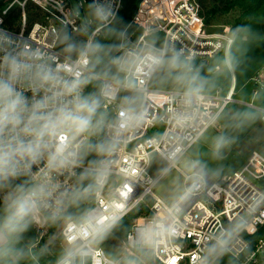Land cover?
<instances>
[{"label":"clouds","instance_id":"clouds-1","mask_svg":"<svg viewBox=\"0 0 264 264\" xmlns=\"http://www.w3.org/2000/svg\"><path fill=\"white\" fill-rule=\"evenodd\" d=\"M89 8L97 22L93 32L106 30L112 42L89 36L85 24L84 41L65 32L62 61L0 29V264H40L51 254L47 244L34 250L24 243L37 220L60 230V249L51 264H89L93 256L99 257L94 264H142L163 239L176 234L182 203L207 181L206 165L189 161L191 186L178 194L165 218L136 225L134 254L105 255L99 248L122 226L137 176L122 169V153L151 117L156 91L150 82L170 85V98L191 108L203 99L208 80L178 50L127 48L126 32L110 26L117 15L113 4L93 0ZM241 29L247 26L235 31ZM172 118L183 124L186 114L177 111ZM234 119L241 129L264 121V105ZM233 143L227 134L215 136L213 158L222 159ZM180 151L175 148L167 158L176 163ZM262 207L264 196L254 199L248 214L221 232L196 264H216L234 239L253 235L249 217ZM244 244L250 252L251 241Z\"/></svg>","mask_w":264,"mask_h":264},{"label":"built area","instance_id":"built-area-1","mask_svg":"<svg viewBox=\"0 0 264 264\" xmlns=\"http://www.w3.org/2000/svg\"><path fill=\"white\" fill-rule=\"evenodd\" d=\"M87 1L89 5L93 3V0ZM100 2L105 5L113 4L117 8V18L123 0ZM30 11L40 13L33 22L29 21ZM90 16L88 35L95 38L104 29L93 32V29H97V22L91 9ZM116 18H110V25ZM83 26L71 0H0V29L10 31L21 40H27L33 48L56 54L61 61L64 59L58 46L61 30L66 29L77 36L82 35ZM130 27H134V30L128 34ZM124 31L126 36L123 42L127 48L166 50L168 54L178 50L185 60H206L223 51L229 53L235 42L234 34L228 29L220 33L206 30L196 0H140ZM84 37V40L88 38ZM150 86L156 91L151 117L136 135L130 137L122 153V169L125 172L133 169L137 174L131 183L132 192L125 201L123 219L143 205L149 210V213H141L133 218V225L126 234L122 248L131 252L130 254L135 253L133 243L136 225L140 221L165 218L171 207L154 193V187L160 178L168 169L176 167L177 162L172 163L167 158L168 153L180 148V160L205 131L217 123L230 104L239 102L250 108L263 105L259 103L258 95L264 90V78L259 74L252 78L251 89L253 98L257 101L235 97V75L227 90L218 88L214 92H204L203 99L191 108H184L170 98L171 87H155L153 81ZM177 111L186 114L183 124H177L172 118V114ZM153 153L167 162V166L157 176L150 171ZM190 176L191 174L186 175L187 182ZM262 180L264 181V153L258 150L250 153L242 168L221 180H213L208 175L206 183L182 203L176 217L179 225L176 234L163 239L151 256L142 259V264H196L197 257L204 254L206 247L214 243L215 238L231 223L246 216L254 199L264 196ZM191 184L192 181L187 187ZM117 185L119 186V180ZM249 221L248 231L253 235L244 233L243 240L234 239L226 254L236 259L238 264H264V207L249 217ZM244 241H251L250 252L245 250ZM99 248L107 255L102 244ZM96 259L99 257L93 256L89 264H94ZM218 260L216 264H219Z\"/></svg>","mask_w":264,"mask_h":264},{"label":"rangeland","instance_id":"rangeland-1","mask_svg":"<svg viewBox=\"0 0 264 264\" xmlns=\"http://www.w3.org/2000/svg\"><path fill=\"white\" fill-rule=\"evenodd\" d=\"M71 2L75 5L82 24L90 23L91 16L88 1L71 0ZM245 26H247V29H241L236 34L233 32L231 24L214 23L206 25V30L210 33H220L225 29L230 30L235 38L233 46L229 53L223 51L215 57L206 60L187 61L192 66L199 63L204 67H208L214 58L224 56V62L214 67L213 74H219L224 69H228L231 73L230 85L233 75L237 79L235 97L240 100L257 101L253 98L254 95L251 89L254 76L259 74L264 78V7L259 15L251 19ZM77 37L83 40L84 35H77ZM224 86L226 85H221L219 88H224ZM251 109L239 102L230 104L217 123L206 130L191 149L177 161L176 167L168 169L165 175L160 178L154 187L155 195L172 205L178 194L187 188L186 175L191 174L186 167L189 161L199 160L206 165L213 180H221L223 177L232 174L233 171L242 168L253 150L264 153V121L258 120L242 129L235 127L234 118L236 114ZM222 133L233 137L234 143L229 149L225 150L222 159H215L212 156L210 145L213 138ZM166 166L167 162L160 155L157 153L152 154L150 171L154 176H157ZM132 225L133 219L131 220L130 229ZM59 231L58 228L48 225L43 220H37L25 233L24 243L34 250H38L47 244L51 249V254L44 258H47L48 263L51 264L55 253L59 251L61 245ZM54 233L56 234L55 236L53 235ZM125 237L126 235L122 238L116 232H113L102 243L106 254L118 256L130 254L131 252L122 248ZM40 264H44V262L41 260Z\"/></svg>","mask_w":264,"mask_h":264},{"label":"trees","instance_id":"trees-1","mask_svg":"<svg viewBox=\"0 0 264 264\" xmlns=\"http://www.w3.org/2000/svg\"><path fill=\"white\" fill-rule=\"evenodd\" d=\"M140 0H123V5L121 10L116 18V20L110 26L124 29L129 25L132 20ZM200 6V13L204 19L205 26L211 25L214 23L221 24H231L233 32L238 34L240 31H235L237 26H245L251 19L259 15L261 9L264 7V0H196ZM40 15L39 12L30 11L29 12V21L33 22L38 19ZM123 18V24L119 22V18ZM231 17H233L231 19ZM134 27H130L127 33L133 31ZM67 34L75 41H84L85 37L82 39L73 35L66 29L61 30V37L59 41V48L62 50L65 46L63 42V36ZM102 43H111L112 40L109 39L106 35V30H104L99 36L95 37ZM224 56L216 57L212 60L210 66L204 67L202 64L196 63L193 65L196 70L199 71L200 75L205 77L208 80V85L205 92H214L221 85L224 86V90L229 88L231 82V73L228 69H224L219 74L214 73V67L220 65L224 62ZM153 85L155 87L167 88L171 87L168 84H162L159 80H154ZM88 90H91L89 88ZM259 103L264 105V90L258 95ZM141 213H149V210L143 205L134 209L129 215H127L123 221L122 226L115 230L116 234L120 237H124L130 229L131 220L138 216ZM42 261L44 264H50L47 261V258H43ZM219 264H238L237 260L228 254H223L219 260Z\"/></svg>","mask_w":264,"mask_h":264},{"label":"water","instance_id":"water-1","mask_svg":"<svg viewBox=\"0 0 264 264\" xmlns=\"http://www.w3.org/2000/svg\"><path fill=\"white\" fill-rule=\"evenodd\" d=\"M191 179L188 180L187 184L189 185L191 183ZM261 183H264V181L262 180Z\"/></svg>","mask_w":264,"mask_h":264},{"label":"snow or ice","instance_id":"snow-or-ice-1","mask_svg":"<svg viewBox=\"0 0 264 264\" xmlns=\"http://www.w3.org/2000/svg\"><path fill=\"white\" fill-rule=\"evenodd\" d=\"M173 264H174V262H173Z\"/></svg>","mask_w":264,"mask_h":264}]
</instances>
